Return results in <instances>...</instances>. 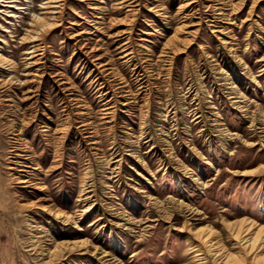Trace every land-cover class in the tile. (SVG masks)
Wrapping results in <instances>:
<instances>
[{
	"label": "rangeland",
	"instance_id": "rangeland-1",
	"mask_svg": "<svg viewBox=\"0 0 264 264\" xmlns=\"http://www.w3.org/2000/svg\"><path fill=\"white\" fill-rule=\"evenodd\" d=\"M42 1L44 0H15L13 4L16 5L11 6V1L0 0V8L3 9L0 12V48L18 63L19 73H27L22 74V78L30 80L29 84L22 88H16L20 83H8L0 87V264H102L95 258L79 254L66 257L60 262L46 261L43 250L45 245L43 242L38 245L35 241V230L32 227L34 222L31 217H36L41 224L52 227L53 234L58 238L88 235L93 241L119 254L127 264H180L191 256L185 243L187 232H179L174 228L181 225L184 216L177 215L173 221L161 218L153 198L168 200V197H176L200 209L202 213L196 215L198 218L194 219L193 223L197 225L212 222L218 229H224L221 238L229 246V236L221 222L223 217L236 219L245 216L264 223V210L261 208L264 205V168L252 172L259 162L264 161V72L260 74L259 70L264 61L258 59L264 55V27L259 26V23L264 26V0H259L254 13L245 21L243 18L248 13L250 1L239 13L232 15L233 22H223L215 17L214 20H206L211 19V16L203 13L199 37L186 51L178 54L172 71L168 73L165 69L159 78H153L146 70L144 74L147 81L144 85L139 84L133 63L138 61V69H145L141 48H145L148 54L160 52L166 37L173 34L179 22L180 18L176 16L177 6L185 0H140L141 3L135 6L137 9L134 18L137 17V23L131 37V44L135 48L133 61L121 57L122 53L116 48L124 40L116 33L125 25L112 22L113 17H127L128 6L119 10V0H90L89 2H96L102 7L93 9L89 7L87 0H65L60 25L43 39V62L25 67L24 51L29 49V45L22 43L21 36L29 25L32 14L42 10ZM154 3L166 4L174 18L170 27L164 25L160 16H153L149 12V5ZM199 4L203 10V1L200 0ZM10 10H15L13 12H17L16 16L8 15ZM210 21L215 24H210ZM147 22L151 25H147ZM250 24L252 32L248 39ZM221 26L227 27L226 32L218 34L212 30ZM83 29V32H79ZM142 30H147V33ZM220 36L235 38L238 51L250 64L257 81H252L241 73L240 67L219 39ZM247 42L249 45L245 49ZM218 46H221L228 61L230 60L225 65L226 69L235 77L247 96L245 103L248 104V113L241 108H234L227 96L228 89L222 84L224 80L217 78L218 75L210 69L205 50L213 54L218 61H222L223 55L218 56ZM98 54L102 57L95 59ZM110 55L111 61L118 65L130 81L133 93L137 95V99L128 104H122L127 99L119 96L118 92H115L116 89L109 86L110 83L105 81V85L101 87L105 77L97 62L108 60ZM37 67L39 74L34 76ZM197 67L198 71L203 73V84L210 93L209 98L212 99L214 108H209L203 98L204 87L199 80ZM0 72L3 73L2 77L8 78L7 70ZM29 87L32 89L30 96H34L25 100L24 91ZM188 89L190 91L184 96L188 111L185 113L179 109L175 116L178 121L175 134L174 113L170 112L166 99L171 92L178 107V91ZM106 91L107 93H104ZM9 94L18 100L20 118H16L17 108L13 101L7 100ZM75 95L78 99H85V107L82 108L85 112H78L77 103L72 100ZM104 96L111 97V117L102 115ZM198 102L207 129H201L203 122L194 119ZM157 105L166 113L163 118L157 114ZM146 110L150 121L149 130L157 146L150 149L151 135L145 134L140 142L141 152L147 161V164L143 165L126 153L128 147L125 146L123 134L126 130L135 136L140 134L141 120ZM80 115L91 117L95 130L83 129L84 127L80 126ZM16 119L17 126L20 125L23 130L20 136L23 141L20 142L25 141L30 146L25 147L21 143L24 150H9L15 144L13 129ZM213 119L224 122L227 128L239 134L225 138L212 135ZM67 124L68 133L59 156L56 153L57 140L61 134L58 130ZM163 137L166 138L165 141L161 139ZM113 138L116 146H121L119 151H123L121 174L105 178L109 184H104L101 182V167L96 156L97 152H103L111 161L120 157H112ZM167 142L173 146L179 157L192 167L194 173L207 183L206 186L196 184L191 177L174 170L177 164L171 160L173 153L168 154L167 147L170 145ZM189 143L194 144L202 155L193 148L190 149L189 156ZM30 148L41 165L36 169L37 176L40 177L37 179L45 183V193L33 186L23 187L15 178L19 173H24L21 169L26 166L23 165L30 163L31 159L25 158ZM53 164L61 165L47 175L45 169H51ZM89 164L95 180V196L100 202L85 214L80 222L81 227L87 229L86 232L78 227L52 221L40 208L27 205L31 198L42 195L47 196L48 202L56 206L76 211V208L82 207L84 203L77 199L85 177V168ZM111 166H116V162H112ZM177 177L181 184L176 181ZM143 188L145 192L139 191ZM103 201L116 206L124 205L127 212L142 219L152 218L146 222L153 226L148 229L144 240H135L126 230L113 226L109 221L102 228V220L90 225L89 223L100 214V204ZM106 219L110 220L112 216L108 213ZM112 230L115 236L114 244L110 240ZM133 252H136L135 255H132Z\"/></svg>",
	"mask_w": 264,
	"mask_h": 264
},
{
	"label": "bare ground",
	"instance_id": "bare-ground-1",
	"mask_svg": "<svg viewBox=\"0 0 264 264\" xmlns=\"http://www.w3.org/2000/svg\"><path fill=\"white\" fill-rule=\"evenodd\" d=\"M7 1L12 2L11 6L16 5L13 4L15 0H7ZM81 1H85V0H81ZM89 1L90 0H87V3L90 8L102 9V7H100L99 4H97L96 2H89ZM202 1H203V10H201V8L198 6L200 5L199 4L200 0H185L178 4L176 16L180 18L179 22L175 26L173 34H171L169 37H166L158 54H154V52H149L148 54V51L145 50V48H141L143 52L141 58L145 61V69L144 70L142 68L140 70L138 69L140 66L139 65L140 63L138 64V61H134L133 63L134 64L133 70L134 73L137 74L136 78L140 81L139 84L144 85V83L147 81L145 78L146 74H144L146 70L149 72V74L153 76V78H159L163 70L165 69L168 70V73L172 71L174 67L175 59L178 56V54L186 51L187 48L190 47L199 37L198 32L200 30V26L203 21V13H206L208 16H211V19L207 18L206 20H214L213 17H215L216 20H221L223 22H233L232 15L239 13L246 5V3L250 1L248 13L243 18V21H245L250 19L251 15L254 13L255 7L259 3V0H202ZM153 2L156 1L153 0ZM6 3H10V2H6ZM139 3H141L140 0H119L118 1L119 10H121L124 6H128L127 17L117 16L118 18L115 17L112 18L113 20L112 22L114 24L125 25L122 28H120L116 33L118 35L120 34L121 38L122 37L124 38V40L120 42V44H118L116 48L119 49L120 53H122L121 57L123 58L126 57L128 61H133L135 57V53H134L135 48L131 44L132 43L131 37H132L134 25L137 23L136 20L137 17L134 18L135 10L137 9L135 6L139 5ZM64 4H65V0H44L41 3L42 10L39 12H34L32 14L31 20L28 23L29 25L27 24L28 26L24 31L23 35L21 36L22 43L29 45V49L24 51V53L26 54L25 67L35 66L43 62L42 61V54L44 53V47L42 44L43 39L46 37V35L49 32L55 30L60 25L61 17L63 16L62 12L64 8ZM148 10L153 14V16H157V17L160 16L163 20L164 25H166L167 27H170L171 21L174 20V18L170 15V12L167 9L166 4H160V3L150 4ZM2 11L3 9L0 8V12ZM10 11L11 12H9L8 15L16 16L17 12L15 13L13 12L15 10H10ZM129 15L133 17L130 18L128 17ZM101 17L104 18L103 16ZM210 22H211L210 24H215L213 23V21ZM146 24L151 25L148 22ZM259 26L264 27L260 23ZM226 28L227 27L225 26H221V27H216L212 30L217 31L219 34L226 32L225 31ZM84 30L85 29L79 32H83ZM142 31L147 33V30H142ZM251 32H252V24L249 25V29L247 31L248 39H249L248 36L250 35ZM219 39H221V42L226 47V50H228L229 55L231 54L233 60L240 67L241 73L244 74L246 77L251 78L252 81H257L250 64L246 61V59L243 58V55L238 51V46L236 45L235 38H233V36L232 37L220 36ZM248 45L249 42L246 43L245 49L248 48ZM91 50H93V46ZM218 52H220L218 53V56L223 55L222 61H218V59L214 57L213 54H210L208 51L205 50L206 57L209 58L208 61L209 64L211 65V66L209 65L211 67L210 69L214 70V72L218 75L217 78L224 80V82L221 83L225 84V87H227L228 89L227 96L234 104V108H241L242 110H246V113H248L247 111L248 104L247 102L245 103V101H247V96L245 92L238 85L235 77L226 69L225 65L228 64L230 60L228 61L224 53L225 51L221 48V46H218ZM101 57L102 56L98 54L95 57V59H100ZM258 59L259 61H264V55ZM111 60H112V55H110L109 59L106 61L99 60L97 62L98 64L97 66L100 67L101 73L105 77L103 78L104 80H102L101 82V87L105 85L104 84L105 81L108 82V84L110 83L109 86L114 87V89H116L115 92H118L119 96H123V98L127 99L124 100L122 104H128L129 102L136 100L137 95L133 93L134 90L130 87V81L126 78V76L123 75L118 65H116V63L112 62ZM3 64H5L6 66H3ZM38 69L39 67H37L34 76L39 74ZM6 70L8 71L9 74L8 78L2 77L3 73L0 72V87L6 86V84L8 83L11 84L20 83L19 85L16 86V88L17 87L22 88L24 87V85L29 84L30 80H27V78L25 77L22 78V74L24 75L27 73H19L18 63L10 56L2 52L0 48V71H6ZM141 70H143V72ZM196 70L197 72H199L198 67L196 68ZM207 70L208 68L205 70V72ZM259 70H260V74H262V72H264V65ZM201 74L203 73H200L198 75H199V80L204 87L203 90L205 96H203V98L206 99L209 108H214L215 105L212 104L213 101L211 98H209L210 93L205 87V84H203L204 76ZM103 90L101 92H103ZM30 91H32L30 87L29 89L24 91L23 99L29 100L34 96V95L30 96L29 94ZM107 91L104 93H107ZM189 91L190 89L186 91H181V90L178 91L180 92L178 93V97L180 99V103L178 105L179 108L177 107L176 100L173 98L171 92H169L168 97L166 99L168 103L167 105L170 108V112L172 111V113H174V120H175L174 129H176L175 134H177V129H178V124H177L178 121L175 118V116L177 115L179 109L187 113L188 106L184 102V96H186L185 95L186 92ZM16 92L17 91L15 90L14 91L15 97L17 96ZM15 97L14 96L10 97L9 94L7 100L13 101L14 106L17 108V111H15L16 118H20L18 115L19 114L18 100ZM79 98L80 99H78V96L75 95L72 98V100L74 101V103H77V109H79L78 112L83 113L85 111L82 110V108L85 107L84 104L86 102H84L85 101L84 98L83 99H81L82 97ZM103 100H104L103 102L104 107L102 108L103 109L102 115H106V117L107 116L111 117L113 111L112 109L113 104L111 105L112 102L111 97L104 96ZM199 103L200 102H198V105L196 106L195 109L194 119H198L199 121L201 120L203 122L202 123L203 127H201V129H207L205 127L207 123L206 120L204 119L203 112L200 109ZM157 104L160 105L159 100H157ZM158 105L156 107L157 114L161 117L166 116V113L160 110V108H158ZM80 117H81L80 126H83L84 127L83 129L91 128L92 131L95 130L93 129L94 121L91 120V117L89 116L83 117L82 115H80ZM213 121L214 123L212 124L214 125V128L211 130L212 135L225 138V136L228 137L229 135L239 134L227 128L224 122L217 121V119H213ZM17 122L18 121L16 119L15 126L13 129L15 131L14 132L15 144L12 145L14 147L9 150H24V146L30 147L28 143H26L25 141L24 143L20 142L23 141L21 140L22 137L20 138L21 132L23 130L21 129L20 125L17 126L18 125ZM149 129H150V121L148 117V110H146L144 111V116L141 120L140 134L135 136L134 133H129L128 130L124 131L123 134L124 136L123 138L126 142L125 146L128 147L127 148L128 152L126 153L131 155L135 159V161L143 165H146L147 161L145 160V157L141 152L140 142L143 141L142 138L146 136L145 134H147V136L151 135V137L149 138L152 140L150 149L155 148L157 146L154 136L153 134H151ZM159 129L163 131L162 127H160ZM58 131L61 134L59 135L58 138L59 140H57L56 153L57 155L61 156L63 143L65 142L68 133V124L67 126L65 125L63 127H60ZM161 139L164 141L166 140V138L164 137ZM112 141H113L112 142L113 146L111 147L113 150L112 157L116 158L117 156L120 155L119 158L111 161L110 158H108V156H106L103 152L102 153L97 152V156H96L98 162L100 163L99 165L101 167V182L104 184H109L107 183L105 178L107 179L113 178L114 176L117 177L118 175L121 174L120 167L122 162L121 159H123L122 158L123 151L122 150L119 151L121 149V146L119 145L116 146L117 143L115 142V139ZM21 143H23L24 146L21 145ZM167 143L168 145H170L169 142ZM188 145H189V154H190L189 156H191L190 149L193 148L197 153L202 155V152L197 147L195 148L194 144L190 145L189 143ZM28 150L30 151L27 152L25 158L31 159L30 163H26L25 165H23L26 166L23 169H21L24 171V173L23 174L19 173V175L15 178L17 182L22 183L21 186L23 187L33 186L35 189L39 191L46 190L45 183L41 181V179H37L40 177L37 176L36 169H39L41 165L38 164L37 159L33 156L34 152L31 150V148ZM167 151L168 154L173 153V156H171V160L177 164L174 166V170L184 173L185 176L191 177L194 180V182H196V184L198 183L199 185L202 186L207 185V183L204 180H201V178L194 173L192 167H190V165L186 161H184L181 157H179L175 149H173V146L170 145L169 147H167ZM114 161L116 162V166L112 167L111 165L112 162ZM60 165L61 164H53L51 166V169L47 167L45 169L47 171L46 174L49 175L52 171L59 168ZM134 168L136 169L135 166ZM260 168H264V161L259 162L258 165L255 167V169H252V172ZM136 172H138L137 169ZM252 172L243 171V173H252ZM84 173H85L84 174L85 177L83 179L80 194L77 199L78 201L81 202L83 201L84 203L82 207L76 208V211H69L66 208L56 206L55 204L48 202L49 199L46 198L47 196H42V195L41 196L37 195L36 197L31 198L27 202V205L40 208L42 211L48 214L49 219L50 220L52 219V221L55 220L61 225H70V226L78 227L79 230L83 229V232H86L87 229L82 228L80 222H82V219L84 218L85 214L92 211L96 207V205L99 204L100 201L97 200L98 198L95 196L96 195L95 180L93 177V170L91 164L86 166ZM176 181L179 184H181V181L180 179H178V177ZM106 186L109 187V185ZM181 189H183V187ZM139 191L145 192L146 190H144L143 188L140 189ZM43 192L45 193V191ZM167 199L168 200L153 198V203L155 204V207L159 211L161 218H165L167 219V221H173L174 218H176L177 215L180 214H183L184 216L181 225H179L178 227L175 226L174 228L177 229L179 232H187V234H185V243L189 250L188 253H190L191 256H189L187 259H185L186 261L180 264H264V223H260L256 219L245 216H241L236 219L228 218L227 216L223 217L221 222L225 226L227 235L229 236L228 237L230 243L229 246L224 241H222L221 238L224 229H218L212 222H205L203 224H197V225L193 223L194 222L193 220L198 218V216L196 215L202 213L200 209H197L196 207L186 204L180 198L168 197ZM100 208H101L100 214L92 222L89 223L90 225L96 224L98 221L102 220V224H101V228H102L104 225L108 223L107 221H109L113 226L126 230L128 234L132 235L137 241L144 240V237L147 234L148 229L153 226L146 223L152 218L142 219L140 217L134 216L133 214L127 212L126 207L124 205L116 206V204L107 203V202L105 203L103 201L100 204ZM261 208L262 210H264V205H262ZM108 213L110 214V216H112V219L110 220L106 219ZM31 218H32L31 220L34 222V224H32V227L35 230V234H34V237L36 238L35 241H37L38 245H42L41 242H43V244L45 245V248H43L45 252L44 251L43 252L45 253L46 261H49L51 263H55V261L60 262L63 259L65 260L66 257L69 258V256L79 254L80 256L87 255L91 258H95L98 263H102V264H127L119 254H116L115 252L103 246L102 244L93 241V238L89 237L88 235H83L81 237H73V238H67L66 236H64V238L63 237L58 238L53 234L52 227L46 224H41L36 217H31ZM96 231H98V228L96 229ZM110 240L112 244L115 243L114 230L111 231ZM135 253L136 252H133L132 255H135Z\"/></svg>",
	"mask_w": 264,
	"mask_h": 264
}]
</instances>
